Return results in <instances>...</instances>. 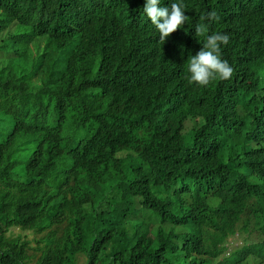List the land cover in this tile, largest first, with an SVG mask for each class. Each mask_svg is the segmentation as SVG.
I'll return each instance as SVG.
<instances>
[{
    "label": "trees",
    "instance_id": "obj_1",
    "mask_svg": "<svg viewBox=\"0 0 264 264\" xmlns=\"http://www.w3.org/2000/svg\"><path fill=\"white\" fill-rule=\"evenodd\" d=\"M143 4L0 0V264H264L220 255L264 217V0H184L164 41ZM202 22L233 69L207 86Z\"/></svg>",
    "mask_w": 264,
    "mask_h": 264
},
{
    "label": "clouds",
    "instance_id": "obj_2",
    "mask_svg": "<svg viewBox=\"0 0 264 264\" xmlns=\"http://www.w3.org/2000/svg\"><path fill=\"white\" fill-rule=\"evenodd\" d=\"M184 10V0H169L166 5L163 4V0H144L143 4V13L157 30L158 38L161 41H164L173 30L185 24L188 17L184 14ZM206 15L208 18L215 17V13L211 11ZM201 20L203 21L204 17H201ZM195 33L197 36L203 37V43L199 50L188 58V82L207 86L212 79L225 80L229 78L233 69L226 60L221 59V45L228 42V35L220 32L209 33L208 24L205 22L196 25ZM239 214L243 216L244 211L240 210ZM231 220L237 228L233 234L227 237V242L229 239H239L242 244L247 237L246 243L255 242L261 237L264 238V217L257 218L247 224L240 217L231 218ZM206 226L212 235L214 230L209 225ZM229 250L224 244L220 255H226Z\"/></svg>",
    "mask_w": 264,
    "mask_h": 264
},
{
    "label": "rangeland",
    "instance_id": "obj_3",
    "mask_svg": "<svg viewBox=\"0 0 264 264\" xmlns=\"http://www.w3.org/2000/svg\"><path fill=\"white\" fill-rule=\"evenodd\" d=\"M8 233H11L13 235H19L22 240H23V238L28 239L30 241L31 245H34V242H33L34 234L29 230L22 231V229H20L18 227H11ZM240 242L241 241L239 239H229L227 242L228 250L231 248V246L240 244ZM82 261H83V256H79L78 257V263L81 264Z\"/></svg>",
    "mask_w": 264,
    "mask_h": 264
}]
</instances>
